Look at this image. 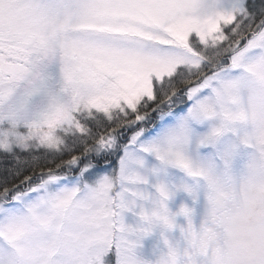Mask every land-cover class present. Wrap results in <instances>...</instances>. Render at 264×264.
Instances as JSON below:
<instances>
[{"label":"snow or ice","instance_id":"6c2138e0","mask_svg":"<svg viewBox=\"0 0 264 264\" xmlns=\"http://www.w3.org/2000/svg\"><path fill=\"white\" fill-rule=\"evenodd\" d=\"M0 264H264V0H0Z\"/></svg>","mask_w":264,"mask_h":264}]
</instances>
